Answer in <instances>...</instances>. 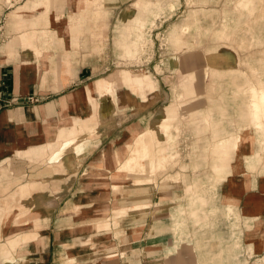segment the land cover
Instances as JSON below:
<instances>
[{
	"label": "crops",
	"instance_id": "obj_1",
	"mask_svg": "<svg viewBox=\"0 0 264 264\" xmlns=\"http://www.w3.org/2000/svg\"><path fill=\"white\" fill-rule=\"evenodd\" d=\"M262 1L223 10L221 28L203 29L194 14L175 31L179 47L192 28L213 34V95L201 102L204 75L183 78L176 106L196 123L195 159L171 180L138 184L120 168L126 142L153 124L140 96L158 74L109 73V45L120 47L126 29L122 55L135 56L165 11L159 1L0 0V264H264V59L247 57L243 70L231 45L242 22L239 47L261 45ZM196 2L193 13L224 0ZM129 111L140 115L126 120Z\"/></svg>",
	"mask_w": 264,
	"mask_h": 264
},
{
	"label": "rangeland",
	"instance_id": "obj_2",
	"mask_svg": "<svg viewBox=\"0 0 264 264\" xmlns=\"http://www.w3.org/2000/svg\"><path fill=\"white\" fill-rule=\"evenodd\" d=\"M154 1L156 3L159 1L162 10L164 9L165 11H160L156 18L157 20L155 19L156 21L154 25H152V29H150L152 30V32H150L149 34L152 35V38H150L149 43H145V40H143L140 46H138L137 54L132 58L123 56L122 50L125 55L126 48L124 42H130L131 40H133L131 39L133 33L128 34L129 31L125 29V33L127 35L120 43V47L119 45L114 43H111L109 45V73L118 75L120 71L128 70L131 71L133 74L148 73L150 75V73H153V70H156L158 74L156 75V78L158 80L157 85L155 84L153 77L150 75L153 79V87L145 86L144 94L140 96L142 103H146L148 107L146 110L144 108V110L141 108L142 110L140 111L141 115L145 116L144 118H142V120L146 124L149 119H151L150 123L155 124L157 122V119H154V117L157 115L156 117H158L159 119L163 114V109H165L166 105L169 104L171 101H174V105L170 106V108H173L178 104L176 103L177 101L182 102L186 100V98H182L181 96V94L184 93V89L181 86L182 80L187 74H189V72L192 71L196 72L197 75H200L197 76L198 80H200L204 75L202 83L208 88H206V92L201 95V102L203 101V103L205 102L207 105L210 104V98L213 94L211 93L210 87L211 76L208 77V74L211 75V72L208 70H210L212 66L209 65L211 68L208 66V69L205 70L206 65L208 63L206 58L209 57L210 52L216 50L217 46L215 45L218 44L217 41H215V39L213 38L212 33L205 35L203 30H201V33L197 34L195 28H192L190 29L189 34L185 35L187 37L184 39V44L179 47L174 43V34L175 31H177V35V33L180 32V28L187 26L188 23L193 25L195 20L193 17L194 14L196 18H199V21H201L200 23L201 26H203V29L209 27L221 28V14L223 10H232V8H234V4L238 3L239 0H229V3L226 4L224 0L223 6L221 7L219 4L218 7H212L210 6L212 5V3L210 2V4L204 5L205 7H207L205 8V11H203L202 9L201 11L195 13H193L192 11L197 10V7L202 8L203 5L200 4L198 6V2H196V0H185L182 3L179 1H176V3L174 0H166L165 3L164 0ZM257 1L259 3L260 0ZM172 4L174 6H171ZM178 8H183L185 12L177 11ZM139 10L141 13H139V15L145 18V20L149 19L147 18V14H149L150 16L152 15V13L142 8H140ZM262 10H264V1H262L260 8L255 13V16L258 17ZM144 13L145 15H143ZM127 23H129V21H127ZM229 24L233 25V22H229ZM127 26L128 25H126V27ZM248 28V24L242 22L241 27L235 31L236 34L232 38L235 41L231 42V45L237 52L238 56L240 54L241 62L239 67L243 70L246 69V66L243 62L247 57H249V60H251L253 63H259L260 60L262 61L264 59V27L262 28V33H259V31L261 30L260 27L255 24L253 26L254 32L260 37V40L262 41L260 46L253 45L249 49H243L239 47L240 41L246 38V32ZM134 34L136 36V33ZM183 55H187L189 57V63L188 67L185 68V70L180 71L179 69L177 70L176 67H173L172 63L176 62H173L172 59L176 56L181 58ZM154 67L156 69H154ZM205 71L207 73V76L205 74ZM119 86L124 85L120 83ZM124 93L126 95V90H124ZM128 95L129 94H127V97ZM176 108L178 109L177 106ZM181 110L182 109H180V113L184 115L185 118H180L179 114H177L174 120L172 119L170 121V129L168 132L169 135L173 137L172 141H174L171 142L168 146V152L175 154L177 153L178 155L169 157L162 167H157V170L153 172L154 175L146 174L144 176L145 179H153V182L155 183L159 180H171L172 177L165 176V174L170 171L175 172L179 171L180 169L185 170L186 168H184L183 165H185L188 161L195 159V156H192V151L194 148V144L196 143V135L194 131L196 123H190V121L192 120L190 119L191 114L182 113ZM133 113L134 112L132 111L127 112L126 120H132V118H137L138 115H140V113ZM147 114L149 115L146 116ZM144 125L142 126V130L140 133L145 131V129L149 126L148 124L145 126ZM133 142V140L126 142V146L124 148L128 150L129 144L132 145ZM210 159L212 161L213 158L211 157ZM102 227H107V225H104Z\"/></svg>",
	"mask_w": 264,
	"mask_h": 264
},
{
	"label": "bare ground",
	"instance_id": "obj_3",
	"mask_svg": "<svg viewBox=\"0 0 264 264\" xmlns=\"http://www.w3.org/2000/svg\"><path fill=\"white\" fill-rule=\"evenodd\" d=\"M260 101L264 103V94H262ZM255 104L256 106L260 105L259 103ZM177 114L178 109L176 107L169 108L166 112H163L162 116L155 124L147 127L145 131L135 139V142L129 145L130 155L125 159L120 170L128 172L129 175H135L138 184L144 181V176L146 174L154 175L153 172L157 170V167H162L169 157L178 155L177 153L168 152V146L171 142H174L172 141L173 137L168 133L170 129L169 123L172 119L174 120ZM232 143V146L235 148L236 144L238 145L239 142L235 141ZM220 144L229 145V142L221 141ZM125 213L126 210H122L118 214Z\"/></svg>",
	"mask_w": 264,
	"mask_h": 264
}]
</instances>
